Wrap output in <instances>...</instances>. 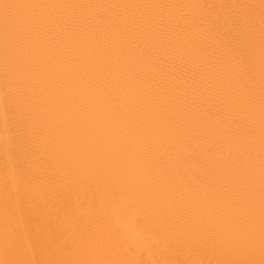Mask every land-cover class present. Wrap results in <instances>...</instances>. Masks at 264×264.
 Masks as SVG:
<instances>
[{"label":"bare ground","instance_id":"obj_1","mask_svg":"<svg viewBox=\"0 0 264 264\" xmlns=\"http://www.w3.org/2000/svg\"><path fill=\"white\" fill-rule=\"evenodd\" d=\"M5 3L52 7L16 10L7 70L0 22V261L259 264L261 0ZM6 87L45 121L43 165L15 147ZM25 186L38 227L5 209Z\"/></svg>","mask_w":264,"mask_h":264},{"label":"snow or ice","instance_id":"obj_2","mask_svg":"<svg viewBox=\"0 0 264 264\" xmlns=\"http://www.w3.org/2000/svg\"><path fill=\"white\" fill-rule=\"evenodd\" d=\"M42 7H52L45 5H30V4H2L0 8L3 9L2 22L4 29L5 41V66L7 70L8 64L12 61V56L9 53L8 45L9 39L13 34H19L22 28L28 22V18L17 15L16 10L19 9H38ZM102 7V6H96ZM139 7V6H136ZM261 54H262V73H261V133L264 139V0H261ZM195 46L196 41H192ZM233 59L237 63H243L246 59V52L244 50H236L233 54ZM15 93L6 87L4 93L5 105V122L6 126L13 132L15 147L25 156H30L34 161L43 165L48 157V145L51 143V136L48 134L45 121L33 114L31 107L25 101L20 103L14 100ZM21 168L22 176H35V171L26 172ZM260 246L262 259L259 264H264V159L261 161V192H260ZM9 201L12 202V213L18 216L25 227L33 225L39 226L40 223V208L39 201L33 194L32 190L25 186L19 194H6L5 209L9 208ZM16 225L12 224L11 231L15 232ZM251 239V235H250ZM0 264H39V262L32 261H17L4 260ZM121 264H129L127 261H122ZM131 264H143V261L136 260ZM168 264V262H164ZM222 264H237L235 261H224ZM246 264H255V261H248Z\"/></svg>","mask_w":264,"mask_h":264}]
</instances>
